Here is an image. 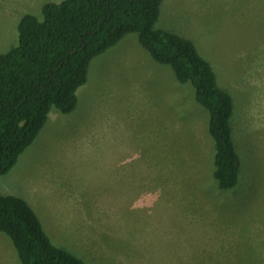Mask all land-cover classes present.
<instances>
[{"label":"rangeland","instance_id":"obj_1","mask_svg":"<svg viewBox=\"0 0 264 264\" xmlns=\"http://www.w3.org/2000/svg\"><path fill=\"white\" fill-rule=\"evenodd\" d=\"M48 1L0 0V53ZM155 27L189 39L231 94L236 184L213 177L193 86L124 39L91 60L74 110H56L0 192L87 264H264V0H163ZM0 264H20L3 232Z\"/></svg>","mask_w":264,"mask_h":264},{"label":"trees","instance_id":"obj_2","mask_svg":"<svg viewBox=\"0 0 264 264\" xmlns=\"http://www.w3.org/2000/svg\"><path fill=\"white\" fill-rule=\"evenodd\" d=\"M162 1H48L41 18L21 16L17 44L0 53V176L33 142L52 109L74 110L91 60L135 33L155 61L193 86L195 100L208 112L213 177L222 189L236 184L240 159L230 125L232 96L189 39L155 27ZM0 232L11 239L20 264H87L50 240L29 203L1 192Z\"/></svg>","mask_w":264,"mask_h":264},{"label":"crops","instance_id":"obj_3","mask_svg":"<svg viewBox=\"0 0 264 264\" xmlns=\"http://www.w3.org/2000/svg\"><path fill=\"white\" fill-rule=\"evenodd\" d=\"M131 34H135V33H128V34H126V35H124L116 44H114L113 46H111V47H109L108 49H106L104 52H102L101 54H108L109 52H112V50H114V48H116V46H118L119 44H120V42L122 41V40H124V39H129V40H131L132 42H133V46L134 45H136L137 43H139V41H138V39H137V35L135 34V35H131ZM140 44V43H139ZM141 45V44H140ZM139 52H142L143 54H145L144 53V51H139ZM142 57L143 56H145V55H141ZM152 58V57H151ZM153 59V58H152ZM89 70V69H88ZM85 84V83H84ZM81 87V86H80ZM78 89L79 88H77V90H76V94H78ZM51 114V115H50ZM54 114H57V111L56 110H54V109H52L50 112H49V114H48V117H47V120H46V122L48 121V120H50L51 119V116H54ZM46 122H45V124H46ZM45 126V125H44ZM44 126H43V128L41 129V131L39 132V134L37 135V136H39L40 134H41V132H42V130L44 129ZM95 129H96V127H95ZM98 144V143H97Z\"/></svg>","mask_w":264,"mask_h":264}]
</instances>
